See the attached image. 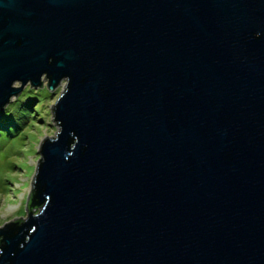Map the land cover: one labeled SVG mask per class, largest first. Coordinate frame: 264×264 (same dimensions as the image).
<instances>
[{"label":"water","instance_id":"1","mask_svg":"<svg viewBox=\"0 0 264 264\" xmlns=\"http://www.w3.org/2000/svg\"><path fill=\"white\" fill-rule=\"evenodd\" d=\"M65 75L0 264H264V0H0V112Z\"/></svg>","mask_w":264,"mask_h":264},{"label":"rangeland","instance_id":"2","mask_svg":"<svg viewBox=\"0 0 264 264\" xmlns=\"http://www.w3.org/2000/svg\"><path fill=\"white\" fill-rule=\"evenodd\" d=\"M41 88H46L45 83ZM41 88H29L28 90H33L29 92L24 87L16 100L25 101L33 97L47 101L63 91L62 83L53 92L46 88L47 92L42 93L39 91ZM39 102H33L32 107ZM18 103L20 102H10L6 106V114L13 116L15 124L9 130L0 132V227L5 222L26 217V202L39 158L38 149L44 138L52 137L57 132L52 121V105L45 104L37 111L39 113L36 112L21 124V120L13 115ZM45 107L48 108L47 112H44Z\"/></svg>","mask_w":264,"mask_h":264},{"label":"trees","instance_id":"3","mask_svg":"<svg viewBox=\"0 0 264 264\" xmlns=\"http://www.w3.org/2000/svg\"><path fill=\"white\" fill-rule=\"evenodd\" d=\"M29 92H33L32 89L28 90ZM40 92H47V89L46 88H41L39 89ZM41 93V94H42ZM41 101V98H37V99H33V97L31 98H28L27 100L25 101H22V100H16V101H19L20 103L17 104V108L13 111V115H15L17 117V119L21 120V124H24L29 117H33V114H36V110H35V107L33 108V102L35 101ZM15 101V102H16ZM20 108L21 111L19 110ZM32 113V114H31ZM39 113V112H37ZM14 118L13 116H7L6 114V110L4 109V111L1 112L0 114V132L3 131V130H9V127L11 125H14L15 122H14ZM17 128V127H15Z\"/></svg>","mask_w":264,"mask_h":264},{"label":"clouds","instance_id":"4","mask_svg":"<svg viewBox=\"0 0 264 264\" xmlns=\"http://www.w3.org/2000/svg\"><path fill=\"white\" fill-rule=\"evenodd\" d=\"M257 35H259V33H257ZM51 59V58H50ZM45 76H47L48 77V74H47V72H45V73H42L41 75H40V77H39V80L40 81H42V80H45ZM70 77L69 76H67V75H65V76H63L60 80H61V83H62V88H63V97L65 96V94L69 91V84H70ZM46 81H45V85H46ZM11 88H13V89H21V79H19V78H17V79H14L13 81H12V83H11ZM32 87V85L29 83V84H27V85H25V91H27L29 88H31ZM50 91V90H49ZM62 97V98H63ZM61 98V94H57V96L55 97V98H53V99H51V100H47V101H45V100H41L39 103H36L35 104V110L36 111H40L41 110V108H42V106H44L45 104H47V105H54L55 103H56V101H57V99H60ZM16 99H17V96H16V94L14 93V94H12V95H10V97H9V101H12V102H14V101H16ZM8 101V102H9ZM48 111V108L47 107H45L44 108V112H47ZM44 112H41V115H44Z\"/></svg>","mask_w":264,"mask_h":264}]
</instances>
